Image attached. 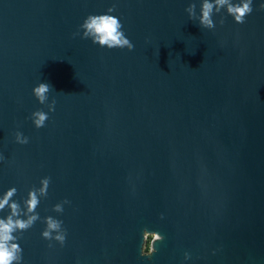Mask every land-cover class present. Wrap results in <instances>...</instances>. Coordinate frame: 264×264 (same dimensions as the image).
I'll return each instance as SVG.
<instances>
[{
    "label": "water",
    "instance_id": "water-1",
    "mask_svg": "<svg viewBox=\"0 0 264 264\" xmlns=\"http://www.w3.org/2000/svg\"><path fill=\"white\" fill-rule=\"evenodd\" d=\"M261 3L209 28L202 0H0V199L15 188L28 223L14 264H264ZM100 15L131 51L85 35Z\"/></svg>",
    "mask_w": 264,
    "mask_h": 264
},
{
    "label": "clouds",
    "instance_id": "clouds-1",
    "mask_svg": "<svg viewBox=\"0 0 264 264\" xmlns=\"http://www.w3.org/2000/svg\"><path fill=\"white\" fill-rule=\"evenodd\" d=\"M191 12L195 11V4L190 6ZM223 8L228 16H231L237 24H243L245 18L250 15L253 11L252 0H236V2H231V0H202L201 4V14L199 19V24L201 27H214L212 21V14L214 11L219 12ZM260 8L264 9V3L260 4ZM190 12V14H191ZM84 27L86 28L85 35L89 33L93 34V43L99 44L100 46H107L109 49L112 48H124L125 46L129 51L133 49V44L125 36V34L120 30L122 25L120 20L111 15H100V16H90L85 22ZM51 86L46 82H41L33 88V94L40 101L43 102L45 98V93L49 92ZM54 111V109H52ZM38 118L34 121L36 128H41L44 125V121L47 116L44 113H35ZM17 141L19 143L26 144L28 139L23 140L17 136ZM47 184V181L44 182ZM16 193L15 188L8 189L4 194L3 198L0 199V210L8 205L11 209V215L6 219H0V264H14L16 261L22 260V255L17 257V251L22 253V248L20 247L16 238L12 233L18 228L24 230L28 227V223L22 220H13L12 216L17 215L16 208L18 207L15 202L9 204L11 197ZM26 205L29 211H34L38 205V200L34 193L30 192ZM57 225L55 223H50V228H55ZM45 238H50V233L45 231L43 233ZM61 243L64 242V236L56 237ZM145 252H150L151 247Z\"/></svg>",
    "mask_w": 264,
    "mask_h": 264
}]
</instances>
